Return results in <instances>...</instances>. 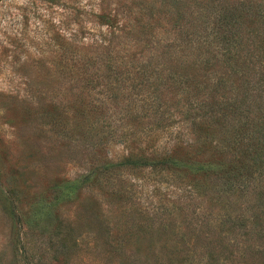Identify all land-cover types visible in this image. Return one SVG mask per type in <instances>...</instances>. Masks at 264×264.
Returning a JSON list of instances; mask_svg holds the SVG:
<instances>
[{"label":"rangeland","instance_id":"1","mask_svg":"<svg viewBox=\"0 0 264 264\" xmlns=\"http://www.w3.org/2000/svg\"><path fill=\"white\" fill-rule=\"evenodd\" d=\"M259 243L264 0H0V264Z\"/></svg>","mask_w":264,"mask_h":264},{"label":"trees","instance_id":"2","mask_svg":"<svg viewBox=\"0 0 264 264\" xmlns=\"http://www.w3.org/2000/svg\"><path fill=\"white\" fill-rule=\"evenodd\" d=\"M135 165L141 166V162H135ZM146 165V164H145ZM149 166V164H147ZM143 167V166H142ZM145 167V166H144ZM209 240H211V237L209 238ZM214 240V239H213ZM260 247H263V243H259L258 246L253 248V256H261L260 260L258 262L255 263H251L249 261L248 255L245 256V258L243 259V263L242 264H264V252L262 249H260ZM219 249V248H217ZM235 252H231L230 254V258H228L225 262H231L233 260L238 261V249H234ZM244 254V253H243ZM233 257V259H232ZM182 264H187V258H185L184 260H181ZM155 264V262H154Z\"/></svg>","mask_w":264,"mask_h":264}]
</instances>
